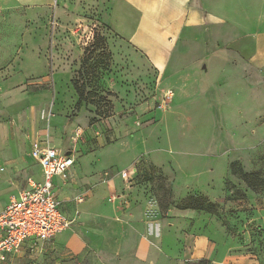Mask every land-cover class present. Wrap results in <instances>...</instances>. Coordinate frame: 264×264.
I'll return each instance as SVG.
<instances>
[{
	"label": "rangeland",
	"instance_id": "374dc122",
	"mask_svg": "<svg viewBox=\"0 0 264 264\" xmlns=\"http://www.w3.org/2000/svg\"><path fill=\"white\" fill-rule=\"evenodd\" d=\"M223 5L230 6L225 15L234 27L215 28L207 19L188 46L202 58L160 72L85 3L72 13L69 4L27 9L0 2V178L14 162L19 170L7 178L21 183L31 143L46 141L74 150L78 164L88 158L95 184L109 186L120 176L128 190L116 212L92 215L82 226L75 210L80 252H60L52 241H39L0 264H117L121 257L127 264H264V188L252 190L231 172L236 163L264 175V66L236 57L255 50V36L264 31V0ZM95 34L106 39L109 67L96 62L100 45L88 62L98 68L89 67L86 75L110 108L103 100L77 105L70 81ZM183 41L175 55L185 51ZM229 51L235 56L222 59ZM189 195L214 202L216 212L178 208ZM81 196L73 200L79 203ZM110 201H116L112 194ZM110 220L128 233V244L144 239L155 248L140 258L124 251L126 244L118 249L95 242L107 240L104 224ZM139 220L143 228H133Z\"/></svg>",
	"mask_w": 264,
	"mask_h": 264
},
{
	"label": "crops",
	"instance_id": "0c3cea01",
	"mask_svg": "<svg viewBox=\"0 0 264 264\" xmlns=\"http://www.w3.org/2000/svg\"><path fill=\"white\" fill-rule=\"evenodd\" d=\"M0 2L5 6L12 5L27 9L45 8L51 5L61 9L64 5L69 4V9L72 13L82 10L83 3H85L86 9L88 7L91 9L96 8L101 12L102 21L110 25L120 39L126 40L133 49L144 55L149 63L160 72L169 69L171 64H173L174 68V62L202 58L197 54L191 53L188 46L195 42L194 37L204 27L207 19L212 21L215 28L234 27L233 18L225 15L230 6L223 5V0H0ZM260 8L259 6L258 9ZM206 13H208V17ZM215 38L218 39L217 34ZM181 41L184 43L183 48L186 47L185 51L182 49L175 55L177 46ZM233 41L234 39L231 42ZM255 42V50L251 54L247 56L241 52L242 54L238 53L236 57L241 58L243 56L251 67L254 66L260 69L264 66V31L257 32ZM139 53L132 54L140 56ZM234 56V53L229 51V53L225 52L220 57L226 60ZM176 69L174 68V70ZM248 83L247 80H242L241 82V84ZM40 142H32L30 149H28L29 153H31L33 146ZM51 145L74 157V163L69 168L66 179H62L58 175L52 178L56 196L61 203L62 212L67 217L73 218L77 209L79 211L77 222L80 226H82L83 221L90 219L92 215L94 216L98 213L110 215L116 212V206L125 200L126 192L128 191L125 188V184L121 182L120 176L115 179L112 185H97L95 184V169L90 165L88 158L80 159L78 164L74 150L68 147L62 148L59 144ZM135 159L130 161L129 166L127 165L133 168V171L135 170V165L132 166V163ZM23 166L25 169L22 171L21 183L17 182L16 184L7 178V173L18 171V163L11 162L5 166V169L3 167V171L6 174L0 178V190L3 191L0 194V201L8 191L14 190L10 192L8 201L1 203L0 209L9 202L11 196L16 195L19 190L27 185L29 179L42 180V169L31 154ZM123 188L125 195L122 193ZM80 193H84L85 198L77 203L73 199ZM111 194L116 197L115 202L110 201ZM77 224L71 225L69 228L57 233L51 240L53 247L57 251L78 253L83 250L84 242L76 233ZM139 225V228H143L140 220L132 223L133 228ZM104 227L107 228V240L100 239L95 242L108 241L118 249H121L123 244H126L124 251L133 253L140 258H143L147 252H151L155 248L151 241L144 239H137V242L133 240L128 244L123 240L128 233L121 234L119 232L121 225L112 220L104 224ZM104 238L106 239V236ZM200 240L203 244V239ZM35 242L39 241H25L18 253L23 254L33 248ZM199 248H195L196 253L201 249ZM18 253L9 255L6 259H10ZM109 259L110 261L113 260L111 256ZM117 264H127V260L121 257Z\"/></svg>",
	"mask_w": 264,
	"mask_h": 264
},
{
	"label": "built area",
	"instance_id": "2783aa9c",
	"mask_svg": "<svg viewBox=\"0 0 264 264\" xmlns=\"http://www.w3.org/2000/svg\"><path fill=\"white\" fill-rule=\"evenodd\" d=\"M30 154L40 165L43 178L41 181L29 179L27 185L0 209L1 261L18 253L25 241H51L73 223V218L61 210L52 178L58 175L66 179L74 157L46 141L35 144ZM132 171L130 168L128 172ZM128 172L124 170L122 176L126 177ZM82 200L83 196L77 199L79 202Z\"/></svg>",
	"mask_w": 264,
	"mask_h": 264
},
{
	"label": "trees",
	"instance_id": "16d2710c",
	"mask_svg": "<svg viewBox=\"0 0 264 264\" xmlns=\"http://www.w3.org/2000/svg\"><path fill=\"white\" fill-rule=\"evenodd\" d=\"M106 39L102 35L95 34L94 42L91 43L88 47L85 48L84 55L81 59L80 67L75 76L71 78L72 87L78 97L77 105H81V103H91L98 104V102L104 101L106 107L110 108L111 101L105 97V94H100L98 87H93L92 80L86 75L91 70H96L98 66L88 64L89 59L94 55L97 51L98 46L101 45V59L96 61L100 64L104 63L102 69H106L109 67L107 61L111 57V51L105 48ZM107 44V43H106ZM102 62V63H101ZM91 70H90V68ZM105 71V70H102ZM112 95L110 91L106 93V96ZM97 96V98H96ZM107 108V109H108ZM231 172L237 174L240 179H242L249 188L252 190H257L259 188H264V175L260 172H245L240 166H237L236 163L231 164ZM161 208H166L167 203H164L162 200L160 201ZM173 204V202H170ZM180 209H195V210H203L209 213H215L217 209V205L209 201L207 198L202 196H194L189 195L184 198L180 204L177 205ZM207 261L205 259H201L193 264H206Z\"/></svg>",
	"mask_w": 264,
	"mask_h": 264
}]
</instances>
